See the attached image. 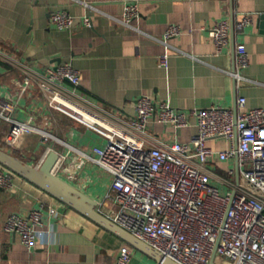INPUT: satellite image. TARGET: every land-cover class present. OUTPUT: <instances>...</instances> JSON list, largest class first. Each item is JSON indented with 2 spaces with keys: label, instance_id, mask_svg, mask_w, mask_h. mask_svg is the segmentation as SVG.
Instances as JSON below:
<instances>
[{
  "label": "crops",
  "instance_id": "1",
  "mask_svg": "<svg viewBox=\"0 0 264 264\" xmlns=\"http://www.w3.org/2000/svg\"><path fill=\"white\" fill-rule=\"evenodd\" d=\"M127 4H137L139 9L131 26L122 23ZM61 10L76 19L91 17L92 26L54 28L50 15ZM246 14L253 24L238 32L236 24ZM262 15L264 0H0V48L43 74L50 67L71 63L80 73L79 94L123 119L134 117L142 96L182 111L235 108L239 97L246 99L247 109L264 108ZM222 20L230 21L231 36L229 46L218 53L209 30ZM170 26L179 27L181 35L165 42ZM237 43L246 46L249 56L239 82L230 75L235 70ZM165 54L168 65L160 67L158 60ZM10 71V66L0 63V95ZM17 119L32 126L48 124L56 138L43 144L29 129L0 119L1 148L32 166L47 147L68 153L72 147L90 149L105 144L85 127L47 110L38 90L20 102ZM151 132L168 144L188 143L198 133L194 119L187 130L154 124ZM209 146L229 148L224 140ZM228 165L233 164L218 167L224 170ZM90 171L92 182L82 191L93 199L103 198L111 179L94 164ZM35 209L45 214L41 229L47 234L42 244L29 250L17 234L4 231V223L13 214L26 219ZM124 245L20 177L15 178L14 190L0 189V264H116ZM133 250L130 264H152L153 260ZM215 264L231 263L215 258Z\"/></svg>",
  "mask_w": 264,
  "mask_h": 264
},
{
  "label": "built area",
  "instance_id": "2",
  "mask_svg": "<svg viewBox=\"0 0 264 264\" xmlns=\"http://www.w3.org/2000/svg\"><path fill=\"white\" fill-rule=\"evenodd\" d=\"M138 17L137 4L125 5L124 25L131 26ZM50 24L65 31L91 27L92 19H76L61 10L51 13ZM252 24L253 18L246 14L236 30L245 31ZM179 35L180 28L170 26L164 40ZM209 36L217 52H223L229 46L230 21L217 22ZM235 54V70L230 75L239 82L240 70L249 65L246 46L237 43ZM168 59L167 54L161 56L159 66L166 67ZM0 63L11 68L8 85L0 95V119L29 129L43 144L56 140L48 124L32 126L17 119L20 102L38 90L47 110L105 141L102 147H72L68 153L47 147L34 167L39 168L56 152L53 175L81 192L92 182V164L99 167L111 184L103 198L95 199L97 210L177 264H210L214 257L231 264H264V108L247 109L246 99L239 97L235 108L182 111L142 96L134 117L123 119L79 94L80 73L71 63L50 67L43 74L1 48ZM191 119L198 133L185 144L165 143L151 132L154 124L187 130ZM217 140H224L229 148L209 146ZM229 163L233 165L224 170L218 167ZM17 177L0 165V189L14 190ZM45 223L43 211L35 209L26 219L10 215L4 231L17 234L22 244L34 250L47 234L41 229ZM132 257L133 249L124 245L116 264H130Z\"/></svg>",
  "mask_w": 264,
  "mask_h": 264
},
{
  "label": "water",
  "instance_id": "3",
  "mask_svg": "<svg viewBox=\"0 0 264 264\" xmlns=\"http://www.w3.org/2000/svg\"><path fill=\"white\" fill-rule=\"evenodd\" d=\"M260 19L264 24V15H262ZM57 160L58 154L56 152H51L43 164L39 168H36L20 159L18 156L0 148V165L4 168L50 195L52 198L90 222L118 237L133 249L153 260L156 264H177L165 258L149 245L138 240L100 213L97 210L95 199L76 189L63 179L53 175L52 169ZM210 264H215V257L211 260Z\"/></svg>",
  "mask_w": 264,
  "mask_h": 264
},
{
  "label": "rangeland",
  "instance_id": "4",
  "mask_svg": "<svg viewBox=\"0 0 264 264\" xmlns=\"http://www.w3.org/2000/svg\"><path fill=\"white\" fill-rule=\"evenodd\" d=\"M226 177V176H225ZM227 178V177H226ZM104 189L99 190V193H103ZM134 251V250H133ZM137 251V250H136ZM152 264H156L154 261H151Z\"/></svg>",
  "mask_w": 264,
  "mask_h": 264
},
{
  "label": "trees",
  "instance_id": "5",
  "mask_svg": "<svg viewBox=\"0 0 264 264\" xmlns=\"http://www.w3.org/2000/svg\"><path fill=\"white\" fill-rule=\"evenodd\" d=\"M0 148H1V146H0Z\"/></svg>",
  "mask_w": 264,
  "mask_h": 264
}]
</instances>
